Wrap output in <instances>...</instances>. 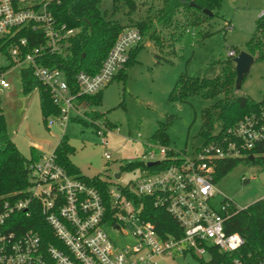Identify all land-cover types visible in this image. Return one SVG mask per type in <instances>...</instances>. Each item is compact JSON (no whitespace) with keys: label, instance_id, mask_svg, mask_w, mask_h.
Here are the masks:
<instances>
[{"label":"built area","instance_id":"2783aa9c","mask_svg":"<svg viewBox=\"0 0 264 264\" xmlns=\"http://www.w3.org/2000/svg\"><path fill=\"white\" fill-rule=\"evenodd\" d=\"M44 1L49 0H0V42L12 41L23 29L42 34L44 45L21 56L27 45L23 38L10 43L8 54L15 66L24 64V68H31L33 77L46 87L53 104L60 108V116L48 120L62 121L71 110L84 111L82 105H75L78 97L93 96L111 83L141 37L135 29L124 30L97 74L76 75L75 93L60 70L37 64L44 52L61 53L66 40L75 33L54 22ZM263 16L261 12L259 18ZM233 30L226 25L225 31ZM235 56L234 51L226 54L231 59ZM3 75L0 74V89H7ZM96 125L97 134L108 131L101 122ZM226 134L216 143L203 145L191 159L177 153L163 165L167 150L148 145L142 157L154 163L150 167L145 164L152 172L143 171L134 183L109 191L107 202L99 190L67 175L56 164L53 151L49 155L39 154L29 167L26 197L0 202V264H154L171 249L198 258L207 254L208 247L237 252L242 246L240 236L224 230L237 209L228 199H218L214 174L220 161L259 159V149L264 150V102L258 113L245 117ZM100 143L106 145L105 141ZM104 158L110 156L104 154ZM144 199H150L154 208L169 214L181 231L179 238L168 235L163 239L153 224L142 219ZM31 207L39 208L59 247L43 248L39 236L32 231L8 232L11 218L18 213L28 216ZM106 229L130 237L133 243L116 246Z\"/></svg>","mask_w":264,"mask_h":264},{"label":"trees","instance_id":"16d2710c","mask_svg":"<svg viewBox=\"0 0 264 264\" xmlns=\"http://www.w3.org/2000/svg\"><path fill=\"white\" fill-rule=\"evenodd\" d=\"M153 1L158 2V6H155ZM44 3L46 11L58 26H65L66 29L75 33L66 40L61 53L44 52L37 60V64L60 70L69 89L76 93V75L80 72L90 76L97 74L108 52L124 30L135 29L141 41L129 52L127 63L113 80L125 78L126 67L133 62L135 53L143 46L144 41L152 42L160 49L163 46V40L168 41L169 45L180 43L194 48L209 35L204 25L208 18L214 17V10L220 7L221 0H152L147 7L146 17L135 21L132 17H136L141 9L147 6V0H49ZM107 3H109L108 8ZM190 4L194 6L191 7ZM203 10H207L210 16L204 14ZM116 14L121 18H115ZM179 14L182 20L177 17ZM23 38L26 39L27 45L22 50L21 56L44 45L42 34L32 32L30 29L19 31L12 41L5 44L0 42V54L5 60V63L0 65V74L15 67V63L10 60L8 48L11 42ZM245 52L254 59L264 61V16L256 21L255 32ZM20 80L24 96L31 93L37 94L44 126L49 118L60 116V108L53 104L46 87L33 77L31 68L20 69ZM234 82V65L231 58H227L217 77L198 80L181 75L169 93L170 102L181 103L187 102L194 96L201 97L203 100H213L221 96L201 113L199 134L204 139L203 145L218 142L227 135L228 130L234 128L245 117L258 113L264 102V95L259 102H253L245 96L234 97L232 95ZM100 100L101 91L93 96L78 97L75 105L84 107L83 114L95 130L98 128L96 121H100L108 131H112L115 126L107 122L103 114L92 111V108L100 105ZM165 130L166 126L162 124L145 144L144 154L148 150V145L164 146L167 143ZM259 150L261 153L259 159L252 162L223 160L217 163L214 182L225 176L240 162L257 163L264 170V150L262 148ZM29 153V158H25L8 137L4 116L0 109V202H12L26 197L29 188V167L40 154L34 148H30ZM71 154L73 149L67 139L62 137L53 149L56 164L71 178L99 190L107 202L108 184L98 176L92 178L82 176L79 169L70 162ZM175 154L177 155L167 150L161 165ZM137 167L147 169L143 163L130 162L123 165L120 170L127 172ZM143 204L142 219L153 224L160 237L165 239L168 235H174L177 238L181 236L178 225L164 209L154 208L150 199H144ZM230 211L235 212V208ZM28 212V216L24 213L14 215L7 224L8 232L32 231L39 236L43 248L50 245L59 247L39 208L31 207ZM224 230L227 234H238L242 240V246L235 253L220 252L213 247H208L206 254L208 260L204 262L198 259L199 264H236L235 261L240 264H264V199L245 209L236 210L225 223Z\"/></svg>","mask_w":264,"mask_h":264},{"label":"rangeland","instance_id":"374dc122","mask_svg":"<svg viewBox=\"0 0 264 264\" xmlns=\"http://www.w3.org/2000/svg\"><path fill=\"white\" fill-rule=\"evenodd\" d=\"M151 3L152 0H147V6L132 20L146 17ZM153 4L158 6L156 1ZM106 6L108 8L109 3ZM181 12L184 14L183 10ZM261 12L264 13V0H221L220 7L214 10V17L208 18L204 25L209 35L194 48L180 43L169 45L163 40L160 49L152 42L144 41L133 62L126 67L125 78L107 85L101 91L100 105L92 108L115 126L105 134L96 133L83 110H71L64 120H47V127L44 126L37 94H22L20 69L24 64H19L4 73L8 88L0 89V109L7 135L25 158H29L30 148L49 155L65 137L73 149L70 162L82 176L101 177L108 184L109 191L134 183L143 171L152 172L140 167L127 172L120 169L126 163L146 164L150 161L142 157L145 144L162 124L166 126L167 139L162 147L191 159L204 144L199 134L201 113L221 96L213 100L194 96L181 103L170 102L169 93L181 75L198 80L217 77L227 61L228 51L245 52ZM177 17L182 20L181 14ZM115 18L121 17L116 14ZM226 25L234 30L225 31ZM3 63L5 60L0 54V65ZM232 95L245 96L253 102L261 101L264 95V61L254 59L240 89H234ZM101 141L106 145H101ZM153 151L157 154V150ZM104 154L110 158L105 159ZM118 173L120 178L115 179L114 175ZM214 189L219 200L226 198L237 210L245 209L264 199V170L257 163L240 162L215 181ZM105 231L118 247L133 243L130 237H121L109 229ZM198 259L206 262L208 256L198 258L191 253L181 254L171 249L154 264H199Z\"/></svg>","mask_w":264,"mask_h":264},{"label":"water","instance_id":"95a60500","mask_svg":"<svg viewBox=\"0 0 264 264\" xmlns=\"http://www.w3.org/2000/svg\"><path fill=\"white\" fill-rule=\"evenodd\" d=\"M191 7H193V4H190ZM203 13L210 16V13L207 10H203ZM254 62V58L249 55L246 52H240L238 53L233 59L232 63L234 65V71H235V82H234V89L239 90L242 84V81L248 71L250 70V67L252 66ZM248 161H252V157H248ZM154 165V163H148L147 167H150ZM120 173L115 174L114 178L119 179ZM264 260V258H263Z\"/></svg>","mask_w":264,"mask_h":264}]
</instances>
